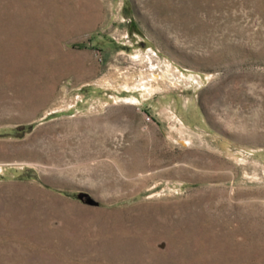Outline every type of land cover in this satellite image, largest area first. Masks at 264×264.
Wrapping results in <instances>:
<instances>
[{
	"label": "rangeland",
	"instance_id": "1",
	"mask_svg": "<svg viewBox=\"0 0 264 264\" xmlns=\"http://www.w3.org/2000/svg\"><path fill=\"white\" fill-rule=\"evenodd\" d=\"M0 264H264V0H0Z\"/></svg>",
	"mask_w": 264,
	"mask_h": 264
}]
</instances>
